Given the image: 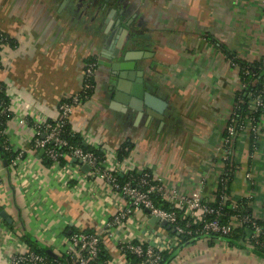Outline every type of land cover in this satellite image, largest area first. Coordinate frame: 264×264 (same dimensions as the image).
I'll return each mask as SVG.
<instances>
[{
    "label": "crops",
    "instance_id": "obj_1",
    "mask_svg": "<svg viewBox=\"0 0 264 264\" xmlns=\"http://www.w3.org/2000/svg\"><path fill=\"white\" fill-rule=\"evenodd\" d=\"M120 1L139 34L126 52L152 82L153 93L167 102L162 123L135 114L116 95L113 28L101 26L86 2L0 0V33L13 40L0 52V83L13 110L5 142L16 153L9 163L0 157V206L12 219L0 216V264H11L16 252L27 249L62 256L76 231L100 235L95 264H137L121 252V240L167 245V264H264V251L247 230L245 239L237 234L184 243L162 225H151L147 209L116 224L125 207L122 194L86 173L64 181L33 148V124H19L16 111L23 109L34 121L57 119L58 105L81 92L92 59L96 90L70 116L85 147L104 150L111 163L130 146L126 165L151 171L166 190L199 192L206 201L214 200L229 170L230 199L245 200L264 226V110L258 150L252 136L242 133L234 146L235 166L226 168L223 161L225 128L243 89L232 60L264 61V1Z\"/></svg>",
    "mask_w": 264,
    "mask_h": 264
},
{
    "label": "built area",
    "instance_id": "obj_2",
    "mask_svg": "<svg viewBox=\"0 0 264 264\" xmlns=\"http://www.w3.org/2000/svg\"><path fill=\"white\" fill-rule=\"evenodd\" d=\"M261 63V66H263L264 61ZM232 64L239 69L242 88H246L248 83L245 78L250 74V69L242 68V65L236 59L232 60ZM96 67L97 62L94 60L86 63L81 92L68 96L58 105L59 117L57 119L34 121L30 113L25 112L24 109L16 111L19 124H33V148L43 151L50 167L57 170L66 182L81 178V176L84 178V173H86V175L105 180L113 190L121 193L125 200V207L116 215L114 219L116 224L127 219L134 210L148 209L151 216L157 217L160 221H167L173 227L176 239L180 235L193 238L209 237L212 234L230 235L245 227L247 238L253 245L264 251V226L250 211L243 209L240 201H230L233 213L229 216V219L222 220L225 215V203L230 198L225 193L221 195L218 201L216 198L212 201H206L199 192L183 194L176 189L166 190L151 171L144 170L138 176L133 172L137 169L126 165V161L120 160L118 154L116 160L110 163L104 150L100 151L103 153V155H100L94 150L85 149L84 146L71 141L74 132L72 129H68L70 116L74 107L81 104L84 98L89 99V91L95 89L92 78L95 75ZM262 73L261 76H264ZM2 89L3 85L0 83V90ZM237 104L225 128L223 139V161L225 165H228L230 160L233 161L234 146L240 134L248 132L252 136L254 151L258 150V143L261 139V121L258 116L264 110V92L254 91L248 106V114L243 119L238 115L239 107ZM12 111L11 103H7L0 97V115L6 112L12 113ZM5 130L2 132L4 135L6 134ZM5 149L12 151L7 140ZM21 156L22 153L18 154L17 158ZM74 159L81 161L79 166L74 164ZM83 164L90 166L88 172L82 170ZM120 176H126V179L122 181ZM248 176L251 179V176ZM219 184L224 188L227 187L223 177L220 178ZM155 194L169 203L173 209L168 210L158 206L153 198ZM118 247L124 255L131 254L137 257L139 264H162L163 253L167 249V245L156 247L132 240L118 241ZM101 248L99 234L76 231L69 236V246L65 253L68 258L64 262L53 259L48 254L27 249L16 252L11 257L10 263L92 264L99 255Z\"/></svg>",
    "mask_w": 264,
    "mask_h": 264
},
{
    "label": "water",
    "instance_id": "obj_3",
    "mask_svg": "<svg viewBox=\"0 0 264 264\" xmlns=\"http://www.w3.org/2000/svg\"><path fill=\"white\" fill-rule=\"evenodd\" d=\"M79 1L86 2V6L94 11L101 26L113 28L110 39L113 40L115 37L117 46L112 52V55L117 59V64L113 68L117 75L116 95L122 96L123 103L127 104V108H130L135 114H147L155 121L164 122L168 115L167 102L153 93L152 82L146 78L143 70L136 68V63L130 58V52H126L128 49L134 48L139 39V34L135 30L134 18L129 16L126 7L122 6L120 9V4H122L120 0ZM120 57H123L124 60L120 61ZM73 161L81 163L76 159ZM82 170L88 172L90 166L83 164ZM147 211L149 212L148 209ZM0 216L8 223H12L11 217L1 206ZM150 224H160L171 232H175L167 221H160L154 216H151Z\"/></svg>",
    "mask_w": 264,
    "mask_h": 264
},
{
    "label": "trees",
    "instance_id": "obj_4",
    "mask_svg": "<svg viewBox=\"0 0 264 264\" xmlns=\"http://www.w3.org/2000/svg\"><path fill=\"white\" fill-rule=\"evenodd\" d=\"M5 44H10L11 45V44H13V40L8 35H6L5 33H0V52H1L2 46L5 45ZM236 60L238 62H240V64L242 65V68L246 67V68L250 69V74L247 75L246 78H245V80L248 83V85H247L246 88H243L238 93V98H239L238 102H237L238 103L237 105L239 107L238 115H239L240 118L243 119L248 114V111H249L248 110V106H249V103L252 100V94L254 93V91L260 90V91L264 92V76H261V73L264 70V65L261 66L262 63H248V62H245V61H239L238 59H236ZM91 61H93V60L89 59L87 61V63L91 62ZM241 73H242V71H241ZM242 78H244V76H242ZM92 82L95 85V89L89 91V93H88L89 97H92V95L94 94V92L96 90L97 84H96L95 75L92 78ZM0 97L4 101H6L7 103H10V99L6 95L4 88L2 90H0ZM86 99L87 98H84L83 101H85ZM261 113L258 116L259 119H260ZM10 117H11V114L9 112H6L5 114L0 115V157L4 161H6L7 163L12 162V160L16 157V153H13V151H7L5 149V139H6V137L2 133L5 130L6 123H7L8 119ZM68 129H71L70 125L68 126ZM71 141L74 142V143H77V144H80V145L84 146L82 141L80 140V138L77 135H75V134H73L71 136ZM126 147L127 148L124 147L121 151H118V158L120 160H125V158L129 154L130 146H126ZM85 149L94 150L96 153H98L100 155H103V153H101L100 150H98V149H92L91 147H85ZM47 163H48V161H47ZM234 166H235L234 162L232 160H230V163L226 166V168H230L232 170V168ZM143 171L144 170H142V171L134 170L133 172H134V174L139 176ZM228 175H229V170L226 171V176L223 177L225 182H226V186L227 187L224 188L220 184L217 187V190L215 192V198H216L217 201L221 198V195H223L224 193H225V195H227L229 197V178H228ZM120 179L122 181H124L126 179V176H124V177L120 176ZM153 198H154L155 203L158 206H160L162 208H165V209H168V210L173 209V207L169 203H167L165 200H163L159 195L155 194V195H153ZM232 200L233 199L229 198V200L226 201V203H225V215L222 217V220L229 219V216L233 213V210L230 207V203H231L230 201H232ZM240 202L242 203L241 205H242L244 210L250 211L248 203L245 200H240ZM246 230L247 229L245 227H243V228L238 229L233 234L223 235V236H225V237H233V236L237 237V234H240L243 237V239H245ZM211 237H220V235L212 234ZM199 238H203V237H194L193 238V237H189V236H185V235H180L179 236V239H181L184 243L185 242H193V241H195V240H197ZM101 253H102V248H101V251H100L99 255L96 257V259L93 261L92 264H95L98 261V259L101 257ZM49 256L52 257L53 259H57V260H60V261H63V262L68 258V255H66V254H64L62 256H57V257L53 256V255H49ZM127 256L133 258L136 261V263L139 264V259L137 257H135L134 255H131V254H127ZM168 262H169L168 255L163 253L162 264H167Z\"/></svg>",
    "mask_w": 264,
    "mask_h": 264
}]
</instances>
